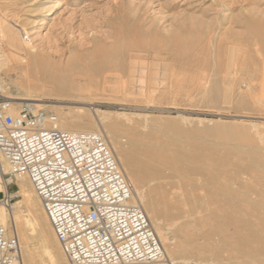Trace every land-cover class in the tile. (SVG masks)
<instances>
[{
    "label": "rangeland",
    "instance_id": "374dc122",
    "mask_svg": "<svg viewBox=\"0 0 264 264\" xmlns=\"http://www.w3.org/2000/svg\"><path fill=\"white\" fill-rule=\"evenodd\" d=\"M0 15L27 31L36 48L63 56L65 63L79 54L78 67L100 64L105 74L113 75L114 80L101 87L93 82L100 77L84 81L62 68L59 79L34 82L39 86L33 93L40 100L33 102L38 107L80 123L93 119L116 127L110 139L133 164L139 146L155 144L187 162L198 174L192 180L204 188L217 173L237 183L233 197L208 192L191 196L204 211L196 217V227L184 229L177 225L168 200L175 183L161 190L140 167L135 169L142 182L133 184L139 205L151 211L168 238L180 243L177 264H264V40L253 34L264 25V0H0ZM0 71L8 87L6 97L27 84L17 62ZM147 94L154 96L149 99ZM5 189L0 191V206L8 199L9 205L20 200L14 197L17 183ZM211 229L225 236L200 238ZM33 245L41 249L39 238ZM38 264L52 263L41 254Z\"/></svg>",
    "mask_w": 264,
    "mask_h": 264
},
{
    "label": "built area",
    "instance_id": "2783aa9c",
    "mask_svg": "<svg viewBox=\"0 0 264 264\" xmlns=\"http://www.w3.org/2000/svg\"><path fill=\"white\" fill-rule=\"evenodd\" d=\"M56 123L55 114L0 92V183L29 179L68 264L158 263L162 243L132 203L133 186L105 136ZM0 264H23L16 233L1 224Z\"/></svg>",
    "mask_w": 264,
    "mask_h": 264
},
{
    "label": "bare ground",
    "instance_id": "6f19581e",
    "mask_svg": "<svg viewBox=\"0 0 264 264\" xmlns=\"http://www.w3.org/2000/svg\"><path fill=\"white\" fill-rule=\"evenodd\" d=\"M245 3H246V1H245ZM252 3H253V1H252ZM255 27H257V26H255ZM133 30H135V28ZM255 30H258V31H255ZM14 31H18L19 35H21L20 40L17 39ZM254 31L255 32H253V34H255L258 37V39L261 38L264 40V25L259 26V28L257 27L256 29H254ZM26 32L27 31H25L21 26H19L15 22L7 20L6 18H3L0 15V45H1V48H0V68H3V67L10 68L13 65H15V63L17 62V63H19V65L23 69V73L21 72L22 76L27 80V84L20 85L21 87H19V92L14 94L15 96H12V95L8 96L14 105L20 107L22 105V102H29V103L39 102L40 100L33 97L34 91H36L39 87L38 85L35 84L36 81L43 80V82H44V81L57 80V79H59V77L57 76V73L62 68L67 73L75 71V73H76L75 75L85 78L84 81H87L88 79H90L93 76H94V78L100 77V80L95 79L96 81H93V82H95V84L97 86L102 85L101 87H106V85H108L110 82H112L114 80L113 75H111L110 73L105 74L106 72H104V70H103L104 68L100 64L96 65V66H91V65L87 64V67H85V66L78 67L79 63L82 61V57L79 54L73 55V57L70 59V61L65 63V58L63 56L57 55V54H55V55L54 54H48L45 51L36 48L33 45L32 39L28 38L29 36L26 37V35H27ZM131 32H133V31H131ZM210 35H211V33H210ZM132 36H135V35L134 34L130 35V37H132ZM153 37L155 38L154 35H153ZM127 39H129V38H127ZM161 39L162 38H160V40ZM207 39L209 42H211V40H212L211 36H209ZM129 41H131V40H129ZM135 41L136 40H134L132 42H135ZM247 42H250V40ZM154 43H156V41ZM187 43L189 45V42H187ZM127 44H128V42H127ZM160 44L162 45V43H160ZM137 47H139V45H137ZM132 48H135V47H132ZM183 50H184V48H183ZM261 50H262V48H261ZM108 54L109 53H107V55ZM111 56H110V58H111ZM108 58H107V60H108ZM194 58H195V56H194ZM88 66H90V67H88ZM110 67L112 68L113 66H110ZM109 70H111V69L107 68V70H105V71H109ZM112 70H113V68H112ZM116 72L118 73L117 70H116ZM91 75H93V76H91ZM221 75H222V73H221ZM205 76H207V75H205ZM223 77H224V75H223ZM142 78H146V77L142 76ZM142 78H141V81H144V80H142ZM226 78H227V76H226ZM119 79H120V77H119ZM158 79H160V78H158ZM91 82L92 81L90 80V83ZM204 83H206V82H204ZM41 86H44V83ZM0 92L3 95L7 96V93H8L7 83H6V80H4V78L1 77V75H0ZM147 96H148V94H147ZM153 96L154 95H150V96H148V98L149 97L151 98ZM215 98H217V97H215ZM100 122L101 121L97 122L96 120L92 119V120H90L89 123L84 124V123L78 122L77 120H75L74 118H72L70 116H66L64 114H59V116H57V123L55 125L58 129L70 131V132L98 130L97 132L102 133L105 136L106 140L108 139L110 141V143H108L109 147L115 151V154H117V156H116L117 160H118L119 164L121 165L122 169L124 170V172L126 173L127 178L130 181L131 185L133 186V198H132L133 204L139 205L138 199L136 197L135 185H138V183H142V182H140L141 177H139L137 173H136L137 175L134 173V171H135V169H137V167H140L143 170L144 175L150 181L158 182L157 183L158 188H160L161 190L165 187V184H169V182H171V181H173L175 183L174 187H172V188H174V189H172L174 196L170 195V193H169V195L173 196L174 198L172 197L173 199L171 198L168 200H170V205L172 207V211L174 212V215L178 221L177 225H180L184 229L196 227V217H198V215L202 214V212L204 211L203 207H202V203L199 204L197 202V200L193 199L191 196L196 195L197 192H199V193L200 192H208L209 194H211L215 197H218V196L233 197L235 195V193L237 192V189L235 188L237 186V183L234 180L227 178L228 176L226 174H225V176H223L224 174H221V173L212 174L211 177L216 175L217 178L215 179L213 177L214 179L211 181L212 182L211 186H209V188H204L202 185H199L197 183L198 180H195V179L192 180L191 176L192 175L197 176L198 174L196 172H193L192 168L187 164V162H180L181 159L176 160L174 157H172L171 155H169L166 152V149L164 147H161V146L156 147L155 144L154 145L153 144H146L144 146L141 145L142 147L139 146L137 148V150L135 151V153L137 155H140L137 162L135 164H133V162L132 163L129 162L126 155L124 154L125 152H121L118 149V147L116 145H114L113 141L110 139V135H113L117 131L116 127H113L112 125H109L107 123H102V122L100 123ZM99 125H103V128L99 129ZM150 137H147V138L149 139ZM141 139H142V137H141ZM108 140H107V142H108ZM138 141H139V139H138ZM131 154H132V152H131ZM186 155H188V154H186ZM190 156H192V155H190ZM210 165H212V164H210ZM229 169H230V167H229ZM229 169H227V170H229ZM224 170H225V168H224ZM137 171H139V170H137ZM140 176H142V174H140ZM17 184L19 187V191L17 192L16 195H14V197L19 196L20 200L16 201L15 203H12V205H9V203L8 204L4 203L3 206L2 205L0 206V224L6 228L13 229L14 232L16 233V235L19 239V242H20V246H21L23 264H38V262L41 259V254L48 255L50 257V262L52 264H68L67 258L62 251L61 245H60L58 239L56 238V235L53 231V228H52V226L49 222V219H48V217H47V215L43 209V206L41 204V200L39 199L33 185L31 184L29 179L26 177L19 178L17 181ZM133 184H135V185H133ZM139 186H141V185H139ZM168 186H170V185H168ZM5 187H6V185L3 182H1L0 183V191H5L6 190ZM238 189H239L238 191H240L239 187H238ZM153 190L155 191L154 188H153ZM156 191H158V190H156ZM171 194H172V192H171ZM165 195L166 194H162L160 197H162L163 200H166L167 197ZM7 198H9V197L7 196ZM168 198H170V197H168ZM139 200H141V202L144 201V195L141 193L139 194ZM142 208H143L144 212L146 213V215L149 216L148 218L151 219V222H153L155 224V227H153V228L156 231V233H157V235H158V237L162 243V246L164 248V257L158 263H160V264H177L179 261L178 248H179L180 243L176 244L175 240L173 241L172 239L167 237L163 228L157 224V221L154 218L150 217L151 211H150V213H148V210L146 211V209L144 208V204H143ZM212 218H213V216H212ZM204 220H205V222H207V219H204ZM210 226H211V224H210ZM181 233H183V232L181 231ZM184 234L186 236H188L189 235L188 230H187V232L185 231ZM190 235H193V234H190ZM224 236H225L224 231H217L216 232V231L211 229V230H208V232L202 233L200 238L201 239L202 238L213 239L216 237H224ZM35 238H39V240L41 241V249L40 250H37L36 248H34L33 241ZM202 243H203V241H202ZM220 247H222V246H220ZM213 250H215V249H213ZM208 257H210V256H208ZM217 257H218V255H217ZM222 259H223V257H222ZM228 259H231V258H228ZM233 260H235V259H233ZM181 261L184 263H191L190 260L185 259V258H183Z\"/></svg>",
    "mask_w": 264,
    "mask_h": 264
}]
</instances>
